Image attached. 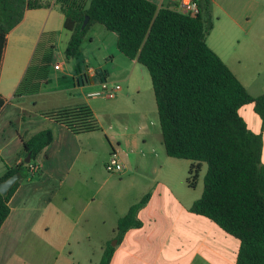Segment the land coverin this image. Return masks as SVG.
Listing matches in <instances>:
<instances>
[{"label": "crops", "instance_id": "crops-1", "mask_svg": "<svg viewBox=\"0 0 264 264\" xmlns=\"http://www.w3.org/2000/svg\"><path fill=\"white\" fill-rule=\"evenodd\" d=\"M151 1L158 7L181 11L178 0ZM209 9L212 28L206 43L250 95L264 93V0H211ZM63 22L60 4L50 0L47 7L27 9L7 34L0 67V93L6 99L0 109V177L20 161L18 153L24 140L44 129L51 130L52 140L37 155L38 173L23 178L10 196V212L0 226V264H28L29 250L37 251L46 243L44 233L49 223L45 216L93 213L97 192H91L92 199H86L81 188H93L92 163L99 157L104 165L112 150L124 163V173L150 174L154 185L142 189L131 201L137 202L147 191L151 192L147 203L137 212L142 225L128 229L121 242L116 241L109 264H236L238 239L234 242L223 237L215 244L205 220H182L181 216L166 220L160 216L161 198L175 200V196L172 187L157 176L155 162L165 150L151 81L146 84V72L140 68L144 66L135 59L121 58L102 49L105 53L97 61L91 48L96 34L87 32L72 61L66 67L59 62L63 78L55 76L50 84L47 76L46 83L37 91L14 95L36 48L50 35L53 38L44 43L52 44L53 56L65 31ZM102 35L103 39L108 36ZM99 44L102 46V42ZM116 83L121 90L113 98L89 95ZM80 103L93 110L100 130L73 134L41 113ZM239 114L251 131L261 134L264 163V121L251 103L241 106ZM192 228L202 232L198 244L203 250L185 241ZM71 232L72 229L66 240ZM66 264L79 263L77 260Z\"/></svg>", "mask_w": 264, "mask_h": 264}, {"label": "trees", "instance_id": "trees-1", "mask_svg": "<svg viewBox=\"0 0 264 264\" xmlns=\"http://www.w3.org/2000/svg\"><path fill=\"white\" fill-rule=\"evenodd\" d=\"M197 13L158 7L151 0H56L64 14V29L70 34L64 50L73 59L90 24L100 23L116 34L117 49L148 71L166 155L188 159V185L195 186L203 164V189L189 210L214 222L239 240L236 264H264V163L262 136L251 131L239 108L253 104L264 121V93L252 96L230 68L206 43L212 28L211 0H195ZM50 0H0V67L8 32L27 9L47 7ZM86 25L82 26L84 17ZM53 35L36 48L14 95L32 93L46 83V67L52 55ZM43 85V86H42ZM6 102L0 93V109ZM73 134L100 130L89 105L53 108L41 112ZM52 140L50 129L41 130L22 142L20 161L0 177L15 172L21 178L6 195L0 193V226L10 212L9 199L19 182L34 177L38 153ZM30 152V161H24ZM147 191L127 212L118 217L115 239L142 222L137 212L148 201ZM114 246L106 245L98 264H109Z\"/></svg>", "mask_w": 264, "mask_h": 264}, {"label": "rangeland", "instance_id": "rangeland-1", "mask_svg": "<svg viewBox=\"0 0 264 264\" xmlns=\"http://www.w3.org/2000/svg\"><path fill=\"white\" fill-rule=\"evenodd\" d=\"M87 32L96 34L91 48L94 53L92 55H95L97 61L100 60V55L105 52L116 53L117 56L125 58L117 49L114 32L107 30L100 23L90 24ZM102 33L108 36L103 39ZM67 35L69 36V32L65 30L61 41L57 42L53 56L51 55L49 65L46 67L50 84L54 83L55 76L64 77L60 70L53 68L54 63L62 62L65 66L67 62L72 61V59H66L64 55ZM101 42L102 46L99 44ZM86 52L84 51V53ZM79 57L77 56V58ZM140 68L146 72L145 81L149 85L150 79L147 70L145 67ZM157 144L163 148L159 139H157ZM161 157L155 162L159 170L157 176L172 187L175 200L168 197L161 198L160 205L163 212L160 216H164L166 220H172L175 216H181L182 220L200 218L208 224V229L211 231L209 235L214 239L213 243H219V239L223 237L238 242L236 238L224 233L209 219L189 212L190 205L202 192L206 164H203L195 178V186L191 187L188 185L187 178L192 162L188 159L169 157L165 153H162ZM92 173L95 179L93 188H81V191L86 199H92L91 192H97L92 203L93 213L85 214L86 216H45V221L49 223L48 230L44 233L46 243L44 246L41 245L37 251L34 248L29 250L26 257L28 264H66L75 263L77 260L79 264H98L105 246L108 244L114 246L116 240L114 230L118 217L125 214L128 207L135 202L131 203V201L138 197L137 195L142 189L152 188L154 185L150 174L135 176L131 172L118 174L107 171L99 157H96L92 163ZM71 229L72 235L70 234L66 240V235ZM179 230V227H176V232L179 233ZM199 234L203 235L202 232L198 233L192 228L191 235L185 241L193 245V248L203 250V246L198 244Z\"/></svg>", "mask_w": 264, "mask_h": 264}, {"label": "built area", "instance_id": "built-area-1", "mask_svg": "<svg viewBox=\"0 0 264 264\" xmlns=\"http://www.w3.org/2000/svg\"><path fill=\"white\" fill-rule=\"evenodd\" d=\"M179 8L182 12L188 13L190 15H195L198 11L197 4L195 0H178ZM55 69H59V64L54 65ZM121 90L120 84L116 83L109 87H103L101 90L91 92L89 95L95 96H105L108 98H113ZM104 167L109 172H114L121 174L125 170L124 163L120 160L117 153L112 150L108 156ZM30 170H36L35 165L30 166Z\"/></svg>", "mask_w": 264, "mask_h": 264}, {"label": "water", "instance_id": "water-1", "mask_svg": "<svg viewBox=\"0 0 264 264\" xmlns=\"http://www.w3.org/2000/svg\"><path fill=\"white\" fill-rule=\"evenodd\" d=\"M88 21V16L84 17V20L82 22V26L86 25ZM25 162L30 161V152L27 153L26 157L24 158ZM21 178L20 172H15L11 174L10 176L6 177L3 180H0V193L2 195H6L9 191V189ZM116 243V240L114 241V244Z\"/></svg>", "mask_w": 264, "mask_h": 264}]
</instances>
